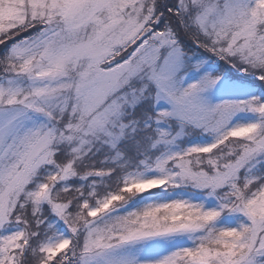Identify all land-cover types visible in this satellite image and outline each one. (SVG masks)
I'll return each instance as SVG.
<instances>
[{
  "label": "snow or ice",
  "instance_id": "snow-or-ice-1",
  "mask_svg": "<svg viewBox=\"0 0 264 264\" xmlns=\"http://www.w3.org/2000/svg\"><path fill=\"white\" fill-rule=\"evenodd\" d=\"M0 264H264V0H0Z\"/></svg>",
  "mask_w": 264,
  "mask_h": 264
}]
</instances>
